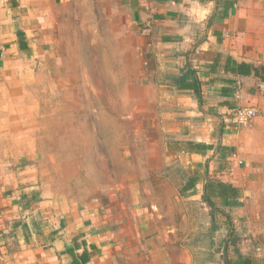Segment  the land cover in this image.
Instances as JSON below:
<instances>
[{
  "label": "crops",
  "instance_id": "crops-1",
  "mask_svg": "<svg viewBox=\"0 0 264 264\" xmlns=\"http://www.w3.org/2000/svg\"><path fill=\"white\" fill-rule=\"evenodd\" d=\"M77 1L0 0V264H219V242L215 261L196 258L214 255L202 243L206 227L211 240L219 239L211 210L242 204L230 176L264 153V80L255 74L264 66V42L253 34L263 24L254 23L255 3L238 0L237 9L236 0H103L97 14L93 0H85L89 17L105 16L121 32L111 20L117 14L130 26L132 41L121 43L122 56L135 63L129 116L138 130L149 129L154 166L147 174L166 176L176 194L161 200L163 185L137 178L78 200L44 179V161L56 160L57 150L49 152L42 135L17 130L27 121L11 117L27 112L21 105L29 81L43 76L32 72L34 58L63 45ZM187 69L193 75L182 81ZM238 106L260 115L236 128L231 113ZM176 176H184L182 183ZM218 183L238 190L239 205L217 195L209 196L213 208L207 205L205 193L221 190ZM176 206L178 220L168 209Z\"/></svg>",
  "mask_w": 264,
  "mask_h": 264
},
{
  "label": "rangeland",
  "instance_id": "rangeland-1",
  "mask_svg": "<svg viewBox=\"0 0 264 264\" xmlns=\"http://www.w3.org/2000/svg\"><path fill=\"white\" fill-rule=\"evenodd\" d=\"M78 1L77 18L70 24L72 31L64 33L63 45L43 58H34L37 63L32 64L31 70L34 74L42 72L43 76L29 81V92L21 105L28 107L27 112L11 114L14 120L27 121V125L17 130L26 131L32 138L42 135L49 152L57 150L56 160L44 161L47 174L44 179L61 195L68 194L78 200L93 198L103 188L128 185L139 178L142 184L163 185L156 196L170 200L176 193L168 188L167 177L152 171L151 175L147 174V168L154 166L147 158L149 129L138 130L129 116L132 89L127 85L135 63H128L126 56H122L125 48L121 43L132 41L130 26L124 17L121 20V15L113 14L112 23L117 20L121 32L115 31L107 17H89L88 9L83 6L85 0ZM251 1L255 3L254 23L263 24L253 34L264 42V0ZM93 2L98 7L97 14L99 11L101 14L103 0ZM236 3L237 9L243 6L238 0ZM243 3L245 6L250 2ZM52 89L56 92L53 96ZM41 91L43 97L38 94ZM37 103L43 105V111H35ZM53 135L56 143L51 141ZM226 167L222 165L223 170ZM236 169L238 174L230 178L240 186L242 204L211 210L219 227V239L211 240V228H204L203 246L209 253L213 248L214 255L196 258L215 261L219 242L218 251L223 253L227 248L229 259L235 258L236 248L264 264V153L249 166L242 164ZM183 179L184 176H176L174 182L180 184ZM168 209L178 220L179 207ZM218 258L222 264V256Z\"/></svg>",
  "mask_w": 264,
  "mask_h": 264
},
{
  "label": "trees",
  "instance_id": "trees-1",
  "mask_svg": "<svg viewBox=\"0 0 264 264\" xmlns=\"http://www.w3.org/2000/svg\"><path fill=\"white\" fill-rule=\"evenodd\" d=\"M255 74H256V76H259L261 79L264 80V66L259 67V69L255 72ZM192 75H193V71H191L190 69H187L184 72V74L182 75L181 80L185 81L186 78H188V77L190 78ZM193 84L195 85V88H194L195 95H196L197 99L200 100V91H199V88H198L199 86H198V83L196 82V80H192V84L190 86H192ZM212 185H214V183H212V182L208 183L209 188H212ZM216 186H218V188L221 189L217 193H215L214 190H211V191H208L207 193H205L204 200L211 209L213 208V204L210 202V197L213 195L221 196L224 199L230 198L229 202L227 200H225V204H227L229 206L239 205V203L237 201L238 200V190L237 189H233L232 187H230L228 185H224L222 183H218V185L216 184ZM228 191L230 193L227 196ZM206 194L208 196H206ZM233 252H234L235 258L229 259L227 256V248L224 249V252L222 253L223 264H260V263H257V261H255L254 259L240 254L236 248L233 249Z\"/></svg>",
  "mask_w": 264,
  "mask_h": 264
},
{
  "label": "built area",
  "instance_id": "built-area-1",
  "mask_svg": "<svg viewBox=\"0 0 264 264\" xmlns=\"http://www.w3.org/2000/svg\"><path fill=\"white\" fill-rule=\"evenodd\" d=\"M260 114L256 107L238 106L232 110L231 122L236 128H244L248 126Z\"/></svg>",
  "mask_w": 264,
  "mask_h": 264
}]
</instances>
